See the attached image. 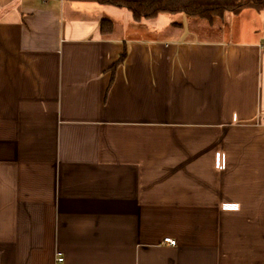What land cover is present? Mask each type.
<instances>
[{"label":"crops","instance_id":"obj_1","mask_svg":"<svg viewBox=\"0 0 264 264\" xmlns=\"http://www.w3.org/2000/svg\"><path fill=\"white\" fill-rule=\"evenodd\" d=\"M164 15L0 0V264H264V11Z\"/></svg>","mask_w":264,"mask_h":264},{"label":"trees","instance_id":"obj_2","mask_svg":"<svg viewBox=\"0 0 264 264\" xmlns=\"http://www.w3.org/2000/svg\"><path fill=\"white\" fill-rule=\"evenodd\" d=\"M96 2L128 10L136 23L154 20L164 14H184L209 23L222 19L226 14L238 15L246 9L264 11V0H69ZM103 33L112 30L113 23L101 21ZM126 53L121 57L124 60ZM120 62V63H121Z\"/></svg>","mask_w":264,"mask_h":264},{"label":"rangeland","instance_id":"obj_3","mask_svg":"<svg viewBox=\"0 0 264 264\" xmlns=\"http://www.w3.org/2000/svg\"><path fill=\"white\" fill-rule=\"evenodd\" d=\"M166 21L167 20H172V19H174V20H176L177 22L180 20V16L179 15H176V14H173V15H170V14H166V15H164V17H163ZM177 18V19H176ZM195 22H198V23H200L202 26H206V25H208V21H206V20H202V19H195ZM196 25H197V23H196ZM199 27V25H197L196 26V28H198ZM194 35H195V37H197V38H203V37H212V36H215V35H217V34H213V33H209V32H206L205 33V31H198V29H197V31H195L194 32ZM193 35V36H194Z\"/></svg>","mask_w":264,"mask_h":264},{"label":"built area","instance_id":"obj_4","mask_svg":"<svg viewBox=\"0 0 264 264\" xmlns=\"http://www.w3.org/2000/svg\"><path fill=\"white\" fill-rule=\"evenodd\" d=\"M165 242L169 243V244L172 245V246H175V245L177 244V242H176L175 240L171 239V238H166V239H165ZM57 261H58L59 263H60V262H63V258H59Z\"/></svg>","mask_w":264,"mask_h":264}]
</instances>
